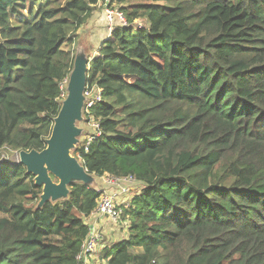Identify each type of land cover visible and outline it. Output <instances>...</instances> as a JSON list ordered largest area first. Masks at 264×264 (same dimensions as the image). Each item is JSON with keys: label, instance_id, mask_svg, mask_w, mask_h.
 I'll return each mask as SVG.
<instances>
[{"label": "trees", "instance_id": "16d2710c", "mask_svg": "<svg viewBox=\"0 0 264 264\" xmlns=\"http://www.w3.org/2000/svg\"><path fill=\"white\" fill-rule=\"evenodd\" d=\"M105 0H0V264H89L101 191L41 186L12 157L45 148L79 30ZM112 3V4H111ZM124 17L88 60L94 177L140 184L92 264H264V0H110ZM102 238H100V242ZM94 254V253H93Z\"/></svg>", "mask_w": 264, "mask_h": 264}, {"label": "water", "instance_id": "95a60500", "mask_svg": "<svg viewBox=\"0 0 264 264\" xmlns=\"http://www.w3.org/2000/svg\"><path fill=\"white\" fill-rule=\"evenodd\" d=\"M87 69L88 60L77 54L68 76L67 95L54 118L51 134L45 140V148L40 151L21 150L16 154L18 162L26 167L28 173L34 175L35 184L42 188L39 206L49 200L65 198L72 181L79 180L87 184L93 177L70 153L80 135V128L76 123L82 120ZM52 176L58 181L55 182Z\"/></svg>", "mask_w": 264, "mask_h": 264}, {"label": "rangeland", "instance_id": "374dc122", "mask_svg": "<svg viewBox=\"0 0 264 264\" xmlns=\"http://www.w3.org/2000/svg\"><path fill=\"white\" fill-rule=\"evenodd\" d=\"M103 17L104 18L101 17V19H103V20L105 19L107 21V15L103 16ZM93 27H94V25L91 24V26L87 29H89V30L91 29L92 31H95ZM79 43L82 44L83 46L87 47V48H85L84 51H80L78 53L79 55H82V56L86 55V57L91 59V57H90L91 55L93 56L94 54H97V51H98L97 48L98 47L96 48L95 46H91L88 48L87 45L90 44L89 41H85L83 43V41L80 40ZM95 48H96L95 52L92 53V50ZM64 86H65V97H66V95H67V90H66L67 82L65 83ZM91 89H90V92H88L86 94L87 100L88 99L90 100L92 95L94 94L93 88H91ZM85 104H86V101L84 103V106H85ZM88 123H87V121L83 115V112H82V120L78 121L76 123V125L80 128V135L77 137L78 140H77L76 145L70 150V153L73 156H74V154H73L74 148L79 146V144L83 143L84 140L89 135L94 134L97 130V125H95L96 124L95 122H88ZM74 157L78 160V158L76 156H74ZM12 158L15 161H18V155L15 154ZM79 163H80V161H79ZM91 177H92V175H91ZM52 178L55 182L58 181V179H55L53 176H52ZM129 178L133 179L132 177H128V179ZM109 180H112V179L108 176H103L101 178L93 176L92 179L90 180V182L87 184L91 187H94V188L100 190L102 193L104 191L116 193L119 200H121V199L126 200V199L131 198L132 196H130V195L132 193L135 194L140 189V185L136 184L134 180L133 181L127 180V181L121 182L120 184L110 182ZM75 181H79V180H75ZM123 188L125 189V191L122 190ZM126 193H127V196L125 195ZM87 222L90 224V226H92L93 235L98 234L99 238L100 237L102 238V240H101L102 242H100V243H103V244L111 243V242L117 240L118 238L122 237L123 233L125 231L124 229L127 226L123 222V219H121L120 223L116 222V221H112L111 219H109L105 216L104 217L98 216L97 211L87 218ZM92 256H93V254L90 255V257H92ZM87 260H88V258L86 259V261Z\"/></svg>", "mask_w": 264, "mask_h": 264}, {"label": "built area", "instance_id": "2783aa9c", "mask_svg": "<svg viewBox=\"0 0 264 264\" xmlns=\"http://www.w3.org/2000/svg\"><path fill=\"white\" fill-rule=\"evenodd\" d=\"M104 2H105V13L107 15V22L109 24V31H110L115 25V20H117L118 22L124 23V17L121 14V12H119V10L115 8L114 6H106L108 4V0H105ZM67 80L68 78L64 81V84L67 82ZM92 88H93L94 94L92 95L90 100L89 99L87 100L86 94L90 92L91 88L87 89L85 85L84 96H85L86 104L84 106V109H86L87 107H90L91 104L95 101V99L98 98L99 91L96 90L94 87ZM88 122H92V121H88ZM94 136L95 135L92 134V135H89L85 139L86 140L84 143L85 149L87 148L86 145L89 144V142L94 138ZM108 177L112 179V180H109L110 182H114L116 184H120L121 182H124L127 180L133 181V179H130V178L128 179V177H123V178L113 177V176H108ZM122 190L125 191L124 188ZM129 204H130V198L126 200H122V199L119 200L116 193L104 191L103 193L101 192V197L98 202V206L95 209V211H93L92 213H95L97 211L98 216H101V217L105 216L111 219L112 221L119 222L122 219L123 210L128 208ZM90 228H91V233L89 237L87 238V240L85 241L83 248H82L83 254H86V255H91L96 252V249L100 243V238H101V237L99 238L98 234L93 235L92 226H90Z\"/></svg>", "mask_w": 264, "mask_h": 264}, {"label": "crops", "instance_id": "0c3cea01", "mask_svg": "<svg viewBox=\"0 0 264 264\" xmlns=\"http://www.w3.org/2000/svg\"><path fill=\"white\" fill-rule=\"evenodd\" d=\"M106 6H112L110 4V0H108V4ZM104 13H105V2H99L96 5L95 11H93L90 18L86 21L85 25L78 32L79 33V37H78L79 40L78 41L81 40V41H83V43L85 41H89L90 44L87 45L88 48L91 46H95L97 48L99 43L109 35V32H110L109 31V24L105 19L104 20L101 19V17L104 18L103 16H106V13L105 14ZM118 23L119 22L117 20H115V24H118ZM91 24L94 25L93 28L95 31H92L91 29L90 30L87 29L91 26ZM96 48L92 50V53L95 52ZM101 177H103V176H100V178ZM136 184H138V183H136ZM125 195L127 196V193ZM132 195H133V193L130 196H132ZM92 214L93 213H91V215ZM119 223H120V221H119ZM103 245H104L103 243H99V245L96 249V252L93 254L91 259L87 260V262L89 264H92L93 260H95L97 263V257H98V253H99V251H97V250L100 249Z\"/></svg>", "mask_w": 264, "mask_h": 264}]
</instances>
